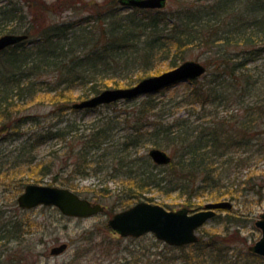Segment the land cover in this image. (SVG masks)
<instances>
[{"label": "trees", "instance_id": "1", "mask_svg": "<svg viewBox=\"0 0 264 264\" xmlns=\"http://www.w3.org/2000/svg\"><path fill=\"white\" fill-rule=\"evenodd\" d=\"M25 1L28 8L31 1L35 4L33 0ZM17 4L0 0V33L15 32L18 27L11 24L26 25L25 5L21 2L18 7ZM43 7L45 12L49 11ZM98 7L80 19L46 21V15H39L43 17L39 28L28 19L25 32L29 39L0 51V144H6L9 139L19 140L26 132L23 129L26 124L39 123L43 117L59 121L33 131L22 144L10 142L0 147V182L13 184L14 190L21 192L28 183L42 181L50 174L52 183L67 186L65 179L59 176L61 172L76 176L93 173L98 176L101 172L103 176L115 177L118 173L126 178L121 179V191L127 207L141 201L143 191L151 184L159 188L164 182L171 190L179 191L178 195L184 196V204L193 209L202 204L195 201L202 189H205L207 200H241L243 193L223 188L232 180L230 177L225 181L231 171L229 168L242 163L252 166L264 153L261 139L264 136V79L250 66L255 55L264 50L261 45L264 40V0H210L207 4L187 5L184 11L172 17L173 22H169L164 10L160 9L134 8L121 13L112 5ZM168 23L172 24L170 30ZM234 45L239 48L240 59L231 52ZM193 46L207 50L210 55L206 63L216 68L204 83L195 81L197 86L193 90H201L205 96L198 103L225 106L238 103L237 111L244 113L241 119L239 113L231 112L218 114L209 123L195 124L196 120L182 118L172 124H156L149 131V136L158 137L151 140L152 144L166 149L178 145L182 149L181 154L174 153L172 161L164 168L168 172L165 177L159 174L156 177L157 173L140 164L143 159L154 169L159 168L149 156H133V148L141 145L148 134L137 122L132 131L118 139L117 129L124 128L123 123L128 126L127 119L108 117L102 123L81 130L66 118L69 111L75 110L74 102L105 88L119 87L124 81H128L127 85L138 82L159 71L152 70L170 57H173L171 68L176 67L179 60L185 58L180 54L186 47ZM230 86L236 88V95L224 93ZM245 96L254 99L247 105ZM145 102L151 109L155 106L149 98ZM40 107L51 109L45 114L41 113ZM146 108L142 107L141 111ZM241 120L244 122L239 124ZM51 140L68 144L70 154L67 159H73L65 162L60 170L53 171L54 163L60 160L59 154L47 163L30 153ZM78 143L80 145L76 146ZM29 145L32 150H28ZM234 146H243L244 152L250 151V154L247 157L229 154V149ZM24 163L30 169H40L35 172L27 169L28 173L14 170ZM252 180V190L259 193L263 185ZM107 194L105 191L94 198L98 200ZM230 216L240 219L237 214ZM201 240L200 237L199 242L191 245H197ZM221 253L219 249L217 255ZM250 254L258 259V264H264L262 256ZM216 256L202 251L187 258V264H221ZM225 261V264H238L234 259Z\"/></svg>", "mask_w": 264, "mask_h": 264}, {"label": "rangeland", "instance_id": "2", "mask_svg": "<svg viewBox=\"0 0 264 264\" xmlns=\"http://www.w3.org/2000/svg\"><path fill=\"white\" fill-rule=\"evenodd\" d=\"M8 1L17 2L18 7L23 2V5H25L23 6L24 12L28 13V18L24 21L26 25L24 23L19 26L11 24L18 27L15 33L25 32L27 25L29 26L28 19H32V23L37 26L36 28H39L40 18H43L39 15H46L47 17H44L46 21L54 18L65 20L80 19L99 8L98 5L102 8L112 5L117 7L121 13L133 10L129 7H123L119 0H33L35 4H32L31 1L29 8L26 6L27 2L25 0H3L6 3ZM209 2L210 0H168L166 8L163 10L166 16H168V21L173 22L174 19L172 17L179 11H184L187 5L207 4ZM37 5H39L38 9ZM43 6H46L49 11L45 12ZM262 12L264 14V10ZM36 16L39 18L36 19ZM171 25V23H168V30H170ZM10 32L12 31L5 33ZM2 34L4 33H0V36ZM261 43L264 46V40ZM238 49L235 45L231 47V52L236 55V59L241 58V56L238 57ZM180 55L185 56V58L179 60V64L191 59L200 61L207 66V73L197 80L200 83H204L203 81H206L211 76V72L216 70V68L214 69V67H210L206 63V59L210 53L200 46L186 47ZM255 56L256 58L254 57L250 66L254 70L256 69L258 74L264 79V50ZM172 59L173 57H170L161 61L152 70L153 72L155 70L159 71L145 77L170 70ZM110 83L112 82L110 81ZM127 83L128 81H124V84L119 87H128L136 82L131 85H127ZM196 86L195 82L186 81L150 96L142 95L130 100L121 99L114 103L94 108L95 110H90V108H87V110L75 109L69 111L66 114V118L71 119L75 125L80 126L81 130L95 123H102L108 117L109 119H119L121 121L127 119L126 121L130 124L125 126L126 123H123L122 127L124 128L117 129L116 137L118 139L121 138L119 136L132 131L133 124L137 122L138 127H141L148 134H146L141 145L137 144L133 148V156H143V158H146V156H149V150L152 147H156L152 144L151 140L157 139V135L149 136V131L154 129L156 124H172L174 121L182 118H189L192 121L196 120L195 124L209 123L216 115H227L231 112L239 113V117L237 116L239 119L243 117L244 112L241 113L243 110L241 112L237 111L239 109L238 103H230L226 106L218 103L201 105L198 102L200 98L204 99L205 96L201 90H193ZM230 88L224 90V93H228V95L235 93L233 95H236V88L233 86ZM148 98L155 105L153 109L145 102ZM243 98L247 105L249 101L254 99L250 96ZM142 107L148 108L141 111ZM50 109V107H40L41 113L45 114ZM58 122L53 117H43L39 123H28L23 128L26 132L22 138L16 141L9 139L6 141V144H0V147L9 145L10 142H14L15 145L22 144L30 138L29 136L33 131H40L44 129L43 127L54 125V123L58 124ZM243 122L241 120L238 123L241 124ZM261 139L264 145V136ZM64 145L66 144L58 140H51L35 150H32L31 145H29L28 150H32L30 152L32 156H36L47 163L52 161L54 155L59 154L60 160L54 163L53 171H55L60 170L65 165V162L73 161L72 158L68 160L70 154V150L67 147L68 144ZM79 145L80 143L76 146ZM8 147L10 148V146ZM157 147L164 148L162 146ZM243 149V146L231 147L229 154L247 157L250 151L244 152L245 150ZM166 150L172 156L175 154L179 155L182 151L178 145H174L171 149ZM140 164L144 168L153 170L151 172L154 174L157 173L156 177H158V174L159 176H164L168 173L164 169L168 164L158 166L159 168L157 169H154L148 163H144L143 159L140 160ZM22 165L21 168L18 167L14 170L28 173L27 169H30V167L26 166L25 163ZM39 169L40 167L30 170L35 172L39 171ZM229 170H231L230 174L225 181H228L230 177L232 180H229L228 182L230 183L225 185L223 189L231 188L239 193H243L242 198H240L242 202L241 200H234L235 208L232 212L226 210L218 211L214 219L199 229L198 233L202 238L201 242L197 245L185 247L171 246L163 240L158 239L151 232L140 237H122L108 226L109 219L116 212L127 208L126 204L123 203L125 201L124 192L121 191V179L124 180L126 178L118 173H116L117 176L115 177L114 175L103 176L101 172L97 174L98 176L95 173L86 176H76L68 172H61L59 176L61 179H65L64 183L67 186L60 182L52 183L51 174L46 175L42 181L37 182L39 184L66 186L79 192L82 196L101 202L106 206L104 212L83 218L64 215L56 206L40 205L32 209H24L20 207L17 199L23 190L21 192L15 191L13 184L0 182V264H187V258H192L193 255L197 256L203 251V253L208 255L216 256L219 249L222 253L218 254L216 258L221 264L222 262L225 264L224 260H226L225 262H230L232 259L236 260L238 264H258V259L251 256L250 248L262 235L255 221L264 213V153L261 154V157L252 166L242 163L238 167L232 166ZM252 179L258 180V183L263 185L259 193L252 190ZM106 187H108V190H106ZM170 187H168L167 182H164L163 186L159 188L151 184V187L143 191L142 200L162 204L169 209H178L185 206L184 196H179V191L171 190ZM202 190L203 192L198 191L200 194L195 198L196 202L202 204L195 205L194 210L204 208L208 202L217 201L215 199L207 200L205 189ZM105 191L108 192L107 196L103 195L98 200L94 198L95 195L103 194ZM230 214H237L240 219H232ZM62 242H68L70 244L69 248L60 256L49 255L50 248ZM212 243L213 246H211ZM200 248L204 249L201 250Z\"/></svg>", "mask_w": 264, "mask_h": 264}, {"label": "water", "instance_id": "3", "mask_svg": "<svg viewBox=\"0 0 264 264\" xmlns=\"http://www.w3.org/2000/svg\"><path fill=\"white\" fill-rule=\"evenodd\" d=\"M123 5L140 8H164L167 0H120ZM28 38V34L7 33L0 36V51ZM207 67L197 60H186L179 66L158 75L143 78L130 87L107 88L98 94L75 102L74 108H95L120 99H130L142 94L155 93L163 88L182 81L198 79L206 73ZM153 160L160 165L171 162L170 154L161 148H152L149 152ZM19 205L33 208L38 205H55L62 213L70 216L88 217L105 210L100 202L81 197L73 190L56 185L30 183L18 196ZM234 204L230 200L211 201L204 208L191 212L188 207L177 210L167 209L161 204L140 201L133 206L117 212L109 225L123 236H141L153 232L157 238L170 245L182 246L199 240L198 229L212 219L218 209L231 210ZM256 226L262 230L261 238L252 246L254 253L264 256V213L256 220ZM67 243L55 246L52 255L63 253Z\"/></svg>", "mask_w": 264, "mask_h": 264}, {"label": "flooded vegetation", "instance_id": "4", "mask_svg": "<svg viewBox=\"0 0 264 264\" xmlns=\"http://www.w3.org/2000/svg\"><path fill=\"white\" fill-rule=\"evenodd\" d=\"M69 244V243H68ZM70 245V244H69ZM52 248H50V250H51ZM49 255H51V253H50V251H49ZM62 255V254H61ZM53 256V255H52ZM56 256H60V255H56Z\"/></svg>", "mask_w": 264, "mask_h": 264}]
</instances>
